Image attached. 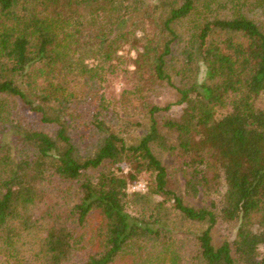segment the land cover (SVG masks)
Wrapping results in <instances>:
<instances>
[{"label": "trees", "instance_id": "16d2710c", "mask_svg": "<svg viewBox=\"0 0 264 264\" xmlns=\"http://www.w3.org/2000/svg\"><path fill=\"white\" fill-rule=\"evenodd\" d=\"M260 94L264 0H0V264H264Z\"/></svg>", "mask_w": 264, "mask_h": 264}, {"label": "rangeland", "instance_id": "374dc122", "mask_svg": "<svg viewBox=\"0 0 264 264\" xmlns=\"http://www.w3.org/2000/svg\"><path fill=\"white\" fill-rule=\"evenodd\" d=\"M125 54L130 57H134V52H129L127 49L124 51ZM128 66V64H127ZM124 67V66H123ZM124 79L120 72L117 76L108 78L107 81L104 82L103 85V93L105 98H111L112 96L118 97L119 92L124 88ZM151 101L165 106L169 103H173L176 99L174 91L166 86V85H158L153 92L150 94ZM257 106L264 107V94H260L256 98ZM180 110V106L177 104H172L170 108L164 112V114L176 113ZM124 173L127 171V166L122 165ZM152 185V176L148 173H142L138 176V178L129 182L127 185V191L129 193L133 191H142L147 190L148 186ZM227 235V230L223 225H217L214 229V238L217 242H219L224 236ZM262 250V249H261Z\"/></svg>", "mask_w": 264, "mask_h": 264}]
</instances>
